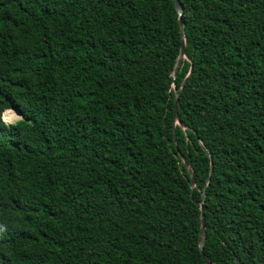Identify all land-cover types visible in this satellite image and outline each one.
Here are the masks:
<instances>
[{"label":"trees","instance_id":"obj_1","mask_svg":"<svg viewBox=\"0 0 264 264\" xmlns=\"http://www.w3.org/2000/svg\"><path fill=\"white\" fill-rule=\"evenodd\" d=\"M178 1L173 76V0H0V264H264V0Z\"/></svg>","mask_w":264,"mask_h":264},{"label":"water","instance_id":"obj_2","mask_svg":"<svg viewBox=\"0 0 264 264\" xmlns=\"http://www.w3.org/2000/svg\"><path fill=\"white\" fill-rule=\"evenodd\" d=\"M173 1H174L175 7H176V10H177V14H178V17H179L178 18V20H179V29H180V34H181V38H182L179 54H178V57H177V60H176V64H175V66L173 68V72H172V74L174 76V74L176 73L177 68L179 67L182 59H187V56H186V51H185V43H184V35H183V22H182V19H181L182 6H181V4L179 3L178 0H173ZM190 71L191 70H189V74H190ZM184 82H185V80L183 81L181 87L184 85ZM173 90L176 92V88H175L174 84H173ZM177 108H178V94L175 95V104H174V110H173V117H174V120H175L176 124L185 130L186 127L183 126V124L178 119ZM184 165H185V168L188 169V165H187V163L185 161H184ZM209 172L210 173L212 172L211 160H210V171ZM206 182H208V179L206 180ZM193 184H194V181L192 179L191 188L193 187ZM203 198H204V189H203ZM196 204L198 205V207H199V209L201 211V215H200L199 249H200V252L202 254V258H203L204 262L206 264H213L207 259V257L204 255V252H203V245H204V241H205V225H204V222H203V206H202V203H197L196 202Z\"/></svg>","mask_w":264,"mask_h":264},{"label":"rangeland","instance_id":"obj_3","mask_svg":"<svg viewBox=\"0 0 264 264\" xmlns=\"http://www.w3.org/2000/svg\"><path fill=\"white\" fill-rule=\"evenodd\" d=\"M3 120V119H2ZM18 120H20V118L18 119H15L13 122H10V123H7V122H5L6 124H11V123H14V122H16V121H18Z\"/></svg>","mask_w":264,"mask_h":264}]
</instances>
